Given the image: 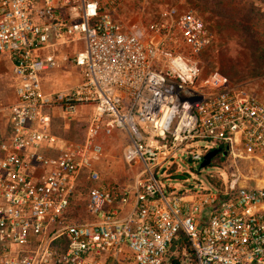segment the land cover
I'll list each match as a JSON object with an SVG mask.
<instances>
[{
	"label": "built area",
	"instance_id": "2783aa9c",
	"mask_svg": "<svg viewBox=\"0 0 264 264\" xmlns=\"http://www.w3.org/2000/svg\"><path fill=\"white\" fill-rule=\"evenodd\" d=\"M153 1L154 19L125 26L100 0H0V56L16 80L0 141V264H264V102L203 70L214 35L186 0ZM75 41L81 81L45 91L41 74L69 61L56 51ZM85 106L82 142L51 132V110ZM114 130L127 137L123 161L139 167L125 187L93 168L97 137ZM215 149L204 183L170 178L180 162L200 173ZM83 173L87 219L70 222Z\"/></svg>",
	"mask_w": 264,
	"mask_h": 264
},
{
	"label": "rangeland",
	"instance_id": "374dc122",
	"mask_svg": "<svg viewBox=\"0 0 264 264\" xmlns=\"http://www.w3.org/2000/svg\"><path fill=\"white\" fill-rule=\"evenodd\" d=\"M112 1L100 0V5L110 11L116 21L125 26L130 23L139 26L144 25L149 20L154 19L156 11L162 7L159 2L153 0H120L118 5H113ZM195 1L186 0L187 6L201 17L214 35L212 46L199 56L203 70H215L222 73L224 71L232 84L241 86L248 94L264 102V75H252L253 68L250 66V53L246 48L245 41L238 36L228 37L218 33L213 20L200 11L201 7L195 6ZM233 1L236 4L244 1L249 2L256 13L259 24L264 28V0ZM81 47L82 41L66 42L59 47V51H56L57 54L66 55L69 61L60 62L57 60L55 69L41 74L40 80L45 91L53 93L68 91L81 81V68L71 62V59L81 50ZM48 53H52V51H48ZM91 114L92 108L88 106H85L83 111L78 110L74 116L53 109L50 111L51 132L63 141L82 142L87 132ZM97 141L102 147V156L93 163V168L99 173L100 180L121 187L129 185L134 175L139 171V167L127 165L122 159V149L127 143L126 134L121 130H114V133L110 136L100 133ZM200 146L207 149L211 147L207 143ZM224 155L225 151H223L222 156ZM198 165L180 162L176 172L177 175L175 174V167L169 169V172H171L170 178L185 177L184 179H187L185 184L192 183L193 180H201L204 183V176L209 169L204 168L198 173ZM256 171H258V168L252 167L251 173ZM249 172L250 169L246 168L243 169L242 173L250 175ZM180 174H183V176H179ZM92 184L88 173L79 176L75 198L68 213L70 222L87 219L83 212V199ZM172 184L178 190L181 183L172 182Z\"/></svg>",
	"mask_w": 264,
	"mask_h": 264
},
{
	"label": "trees",
	"instance_id": "16d2710c",
	"mask_svg": "<svg viewBox=\"0 0 264 264\" xmlns=\"http://www.w3.org/2000/svg\"><path fill=\"white\" fill-rule=\"evenodd\" d=\"M195 6L201 7V12L207 14L217 27V32L223 36H238L245 41L250 53L252 75H264V28L249 2L236 4L233 0H196ZM229 81L227 74L219 72ZM236 75V73H235ZM219 160L218 156L212 158ZM211 166V164H210Z\"/></svg>",
	"mask_w": 264,
	"mask_h": 264
},
{
	"label": "crops",
	"instance_id": "0c3cea01",
	"mask_svg": "<svg viewBox=\"0 0 264 264\" xmlns=\"http://www.w3.org/2000/svg\"><path fill=\"white\" fill-rule=\"evenodd\" d=\"M60 46H58L57 50ZM15 86L16 80L13 75L12 65L7 57L0 56V141L6 138L10 132L8 107L15 100ZM78 110L83 111L84 107H80ZM44 153L46 155L52 154L50 150H45ZM124 213L122 212L121 215Z\"/></svg>",
	"mask_w": 264,
	"mask_h": 264
},
{
	"label": "water",
	"instance_id": "95a60500",
	"mask_svg": "<svg viewBox=\"0 0 264 264\" xmlns=\"http://www.w3.org/2000/svg\"><path fill=\"white\" fill-rule=\"evenodd\" d=\"M218 152H219V150H218V149H215V150H212V151L206 153V154L204 155V157H203L202 162L200 163L199 168H200V169H203V168L207 167V166L209 165L211 159H212V158H213Z\"/></svg>",
	"mask_w": 264,
	"mask_h": 264
},
{
	"label": "flooded vegetation",
	"instance_id": "af4514ba",
	"mask_svg": "<svg viewBox=\"0 0 264 264\" xmlns=\"http://www.w3.org/2000/svg\"><path fill=\"white\" fill-rule=\"evenodd\" d=\"M215 157V156H214Z\"/></svg>",
	"mask_w": 264,
	"mask_h": 264
}]
</instances>
